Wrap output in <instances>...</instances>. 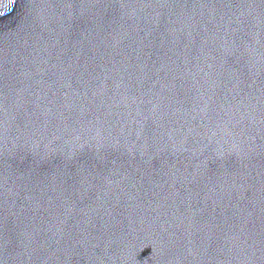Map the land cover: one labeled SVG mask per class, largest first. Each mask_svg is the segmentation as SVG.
<instances>
[{"label":"water","instance_id":"1","mask_svg":"<svg viewBox=\"0 0 264 264\" xmlns=\"http://www.w3.org/2000/svg\"><path fill=\"white\" fill-rule=\"evenodd\" d=\"M0 264H264V0H0Z\"/></svg>","mask_w":264,"mask_h":264}]
</instances>
